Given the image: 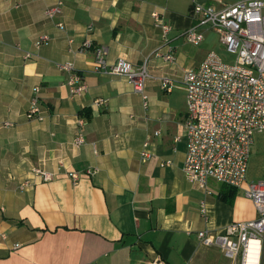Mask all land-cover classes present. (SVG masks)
Masks as SVG:
<instances>
[{
	"label": "crops",
	"instance_id": "crops-1",
	"mask_svg": "<svg viewBox=\"0 0 264 264\" xmlns=\"http://www.w3.org/2000/svg\"><path fill=\"white\" fill-rule=\"evenodd\" d=\"M57 1L61 13L47 18L45 9ZM236 1L0 0V264H150L155 257L168 264H230L208 241L231 222L256 218L257 211L245 185L223 199L228 188L222 183L210 180L207 194L185 178L184 89L177 107L154 95L161 88L150 79L144 106L125 77L95 71L92 51L78 48L89 38L108 47V63L124 58L142 65L162 41L151 18L156 10L171 26L175 61L152 59L149 69L179 83L184 70L206 55L191 61V46L206 35L196 45L183 35L196 23L193 3L220 9ZM42 33L49 40L37 46ZM66 60L87 84L80 97L70 96L67 73L56 66ZM34 87L42 119L27 115ZM95 98L104 103L94 104ZM79 131L84 142L76 144ZM145 140L154 154L143 160ZM33 166L53 172V179L20 189ZM70 171L78 172L77 183ZM202 230L205 238L198 236Z\"/></svg>",
	"mask_w": 264,
	"mask_h": 264
},
{
	"label": "built area",
	"instance_id": "built-area-1",
	"mask_svg": "<svg viewBox=\"0 0 264 264\" xmlns=\"http://www.w3.org/2000/svg\"><path fill=\"white\" fill-rule=\"evenodd\" d=\"M62 1L45 9V16L55 18L61 13ZM191 14L196 23L183 31L187 42L202 41L206 27L217 34L218 42L228 53L235 54L233 62L224 60L210 50L195 68L184 70L179 83L185 91L186 117L183 123L186 151L182 165L185 178L205 193H210V180L235 188L245 185L243 192L255 205L257 216L252 220L231 222L221 233L216 234L209 244L219 247L230 264H261L264 248V179H248L247 166L251 155L253 136L264 132V0H238L214 9L195 2ZM151 18L161 31V43L142 65L134 67L128 60L118 58L107 62L108 47L95 44L86 38L79 45V52L91 50L94 69L101 73L121 75L140 94L146 105L145 85L150 79L157 80L163 91H170L178 81L168 75H154L149 69L152 59H160L166 65L175 61V51L168 37L170 24L163 15L154 10ZM63 23L57 27L62 29ZM49 40L46 33L40 34L35 44L40 46ZM31 57L30 52L24 58ZM56 66L67 73L65 84L71 97H80L87 92V84L73 61H57ZM34 95L27 111L29 117L42 119L38 92ZM94 104L104 103L95 98ZM79 125L82 118H77ZM3 125H11L6 121ZM158 132L156 131L155 134ZM176 135L175 140H179ZM84 142L79 131L75 143ZM151 142L145 140L140 152L143 160L154 152L149 150ZM94 146V143H93ZM94 151L95 147H93ZM165 163H161L164 165ZM97 169H86L88 174ZM72 183H77L79 174L68 172ZM54 173L42 166H33L29 176L21 179L19 188L32 189L40 181H50ZM200 211L206 218L205 200L200 202ZM207 230L198 232L205 238ZM150 264H168L163 258L155 257Z\"/></svg>",
	"mask_w": 264,
	"mask_h": 264
},
{
	"label": "rangeland",
	"instance_id": "rangeland-1",
	"mask_svg": "<svg viewBox=\"0 0 264 264\" xmlns=\"http://www.w3.org/2000/svg\"><path fill=\"white\" fill-rule=\"evenodd\" d=\"M202 31L206 35V40L203 41L199 46H191V61L196 62L201 55H205L207 51L214 50L217 52L224 60L228 62H233L235 59V54L228 53L222 47V45L217 40V34L203 27ZM178 81L176 82V84ZM178 83L177 86L172 88L171 92H166L161 89L156 88L154 95L163 102H169L171 105H176L177 107H182L183 105V89ZM247 177L248 179H264V132L255 133L253 136V144L251 149V155L247 166Z\"/></svg>",
	"mask_w": 264,
	"mask_h": 264
},
{
	"label": "trees",
	"instance_id": "trees-1",
	"mask_svg": "<svg viewBox=\"0 0 264 264\" xmlns=\"http://www.w3.org/2000/svg\"><path fill=\"white\" fill-rule=\"evenodd\" d=\"M80 114H81V111H80ZM224 186H226L228 188L227 190V194L225 196H223L222 198L223 199H230L232 197V195L234 194V190H235V187H232V186H229V185H226V184H222Z\"/></svg>",
	"mask_w": 264,
	"mask_h": 264
}]
</instances>
